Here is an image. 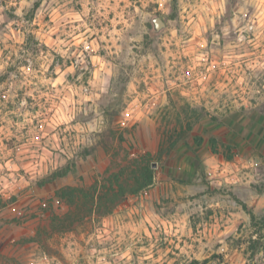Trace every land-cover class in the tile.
<instances>
[{
  "label": "rangeland",
  "instance_id": "374dc122",
  "mask_svg": "<svg viewBox=\"0 0 264 264\" xmlns=\"http://www.w3.org/2000/svg\"><path fill=\"white\" fill-rule=\"evenodd\" d=\"M13 2L18 6L20 0H0V8L5 9L0 12L5 17L4 23L0 24V176L9 174V169L3 166L11 161L16 165V172L12 175L17 181L23 177L27 183H17L10 190L3 189L0 183V208H4L6 217H10L11 213L15 215L4 218L5 234L12 233L16 238L14 245L21 249V260L28 254V248L32 250L36 247L38 257L57 256L58 264H191L194 261H208L207 264H264V211L254 213L244 204L243 217L238 223L231 220L216 223L212 218L214 210L210 206L212 196L230 193L227 188L210 184L208 180L205 187L197 188L198 192L193 189L194 193L191 194L185 185L179 198H168L167 208L179 214L173 215L174 218L165 223L143 224L145 232L140 240L137 238L133 241L121 233L115 238L103 231L109 227L105 225L106 217L116 211L127 212L132 197L144 195L157 187L162 179V167L167 163L172 164L174 160L179 161V151L190 150L189 142L193 137L197 139L196 144H202L200 134L206 121H214L221 128L224 125L220 123L234 113L253 118L264 116V67L261 66L264 65V18L259 7L264 0H223V14L211 16V24L205 20L204 30L195 38L192 33L183 31V25L188 24L189 16L192 20L197 17L192 7L182 5L208 4L209 0H55V3L53 0H35L31 9L24 11L23 17L14 15L16 7L10 6ZM220 2L211 0V3ZM85 3L89 5V13L82 19L94 32L90 34L81 27L80 33L88 36L89 43L96 40L100 45L97 52L91 55L85 53L87 69L71 55L72 52L83 51V45L74 46L68 57H61L35 35L41 31L42 24L53 26L51 16L47 14L40 23H35L36 13L42 4L45 8L49 5L53 8L66 5L81 13ZM101 4L107 7L100 8L98 13L96 8ZM241 8L245 9L246 14L240 13ZM237 14L240 19L233 25L232 20L237 18ZM10 21L16 23L8 32L7 24ZM113 21L119 22L113 25ZM226 24L229 27L227 36L222 31ZM74 26H79V22ZM246 27L247 30H244ZM173 29L176 30L175 38L171 35ZM113 30L121 34L120 38L112 35ZM21 34L22 43L18 42ZM5 36L12 37L7 40V47ZM100 36H104V40H100ZM52 39L55 40L56 35ZM201 40L206 42L204 48L198 47ZM187 41H191V44ZM189 49L193 51L185 55ZM169 52L172 55L165 60ZM201 53L208 54L206 61L194 66L195 55ZM49 54L52 61L48 71L43 73L44 78L57 79L54 71L57 65L61 66L62 71L75 65V71L65 77V82L77 88L83 86L88 90L85 95L93 91L88 81L92 78L94 67H98L92 64L91 56L103 57L115 66L108 92L98 93L99 99L78 106L94 110L88 111L87 116L81 111L71 121V126H75L77 123L99 120V130L86 134L84 143L76 142L78 133L71 130L69 125L60 124L56 129H51L45 123L54 115L47 109L59 101L53 99L50 102L48 96H41L40 93L54 97L63 88V85H57L55 89L51 85L47 88L39 85L37 77L41 75V64L44 63L40 57ZM229 55L234 59L226 65L224 60ZM126 60L132 62L126 63ZM5 61L7 67H2ZM253 62L256 66L249 68L248 65ZM213 64L216 66L212 67ZM21 68L34 71L36 77L26 76L20 71ZM199 75L209 78L197 83ZM242 77L244 83L238 84L237 80ZM134 79L135 94L145 93L148 88L156 93L155 98L149 96L148 100L141 102L139 111L143 114L139 119L135 113L130 117L123 115L132 99L128 86ZM218 85L223 86L224 90L221 91ZM37 87L39 92L34 90ZM28 92H32V95H27ZM184 92L189 95H182ZM22 102L24 107H21ZM26 113L30 114L29 118L36 117L37 113L42 115L32 119L31 124H26ZM19 124L25 126L17 131ZM66 128L69 130L65 131ZM209 141L213 152L220 151L227 160L234 159L232 145L219 143L213 138ZM45 155L47 159L43 160ZM127 155L131 158L146 157L152 167L155 166L152 187L137 195L127 196L112 214L104 218L83 217L82 213L83 219L74 224L68 221L64 228L52 225V215L57 214L64 219L69 211L65 201L57 197L59 191L69 187L89 188L112 158L121 162ZM239 158L244 163L255 158L257 169L264 168V157L244 155ZM203 161L202 158H189L188 163H198V172H201ZM259 173L256 190L261 193L264 192V172ZM235 206L236 202L228 203L223 214L235 217L229 213L234 211ZM157 210L162 211L160 206ZM250 213L256 217L255 222L251 220ZM220 215L215 216L220 218ZM38 216L40 220L32 221ZM185 216L187 221L182 234L180 222ZM29 229H34L36 234H23ZM169 230L174 235H170ZM258 233L262 238L253 243ZM186 245L191 246L187 255L181 252ZM255 251L257 254L253 256ZM19 264L23 262L19 261ZM50 264L56 263L50 261Z\"/></svg>",
  "mask_w": 264,
  "mask_h": 264
},
{
  "label": "crops",
  "instance_id": "0c3cea01",
  "mask_svg": "<svg viewBox=\"0 0 264 264\" xmlns=\"http://www.w3.org/2000/svg\"><path fill=\"white\" fill-rule=\"evenodd\" d=\"M220 124L224 127L219 128L216 122L206 121L202 132L204 135L200 134L202 144H196V139L193 137L192 141L189 142L190 150L183 151L181 149L179 151V161L174 160L172 164L167 163L162 167V179H160L157 187L151 188L148 191L149 193L145 192L144 195L132 197L127 212L116 211L104 219L106 221L105 225L109 226L103 229L104 234L110 233L117 238L121 233L123 237L125 236L133 241L137 238L140 240L142 233L145 232L143 224L147 222L149 225H155L159 222L165 223L171 217L173 219V215L178 213L167 208L168 198L174 200L179 198L185 185L193 194L192 190L205 187L207 180L210 184L227 188L230 193V195L225 196H212L210 206L214 210L215 214L212 218L216 223L224 220H226L225 222L231 220L232 223H238L243 217L242 206L244 204L252 208L254 213L260 214L263 212L264 192L259 193L256 190V184L259 182V171L264 172V168L262 170L257 169L254 165L255 158H251L244 163L239 156L264 157V116L258 115L253 118L242 113H234ZM211 138L216 139L219 143L232 145L234 159L227 160L223 152H213L209 141ZM189 158H202L204 160L202 173L198 172L200 169L198 163H188ZM205 161H209V163L206 164ZM202 181L205 183L204 185H202ZM232 202H236V206L234 211L229 213L235 217L223 214L226 213V205ZM159 206L161 212L157 210ZM218 213L222 214L220 218L215 216ZM14 216V213H11L10 217H6L4 208H0V264H19V261H22L23 264H30V261L43 259L42 256L41 258L38 257V250L35 247L32 250L28 248V254L21 260V249L19 246L14 245L16 238L12 233L5 234L4 218ZM39 216L32 221L40 220ZM225 228L227 230V227ZM147 231L149 230L147 229ZM23 234L35 235L36 231L29 229L24 231ZM28 246H31V244ZM76 252L78 253V251ZM46 257L48 261L56 264L60 262L57 256Z\"/></svg>",
  "mask_w": 264,
  "mask_h": 264
},
{
  "label": "clouds",
  "instance_id": "9594fccd",
  "mask_svg": "<svg viewBox=\"0 0 264 264\" xmlns=\"http://www.w3.org/2000/svg\"><path fill=\"white\" fill-rule=\"evenodd\" d=\"M35 2V0H20L19 5L17 6L14 2L10 5L12 7H16V11L14 13L17 17H23L24 11L26 9H31L32 4ZM47 2V0H45ZM55 3V0H53ZM93 7H96L93 5ZM102 7H107V5L101 4L99 7L96 8V11L99 13V9ZM161 7H163V4H161ZM182 7H192L193 13H195L197 19L192 20L191 16H189V22L187 25H183V31L184 32H190L193 34V38L196 36H199L201 34V31L204 30V22L205 20L208 21L209 24L212 23L210 17L211 16H220L223 14L224 9V2L221 0L220 3H211V0H209L208 4H196V5H182ZM261 11V17L264 18V4H261L259 6ZM83 12L77 13L72 9H69L66 7V5H59L58 7L53 8L51 5L48 6V8H45L44 5H41V8L36 13V21L35 23H40L44 15H50L53 26L49 27L48 25L42 24L41 25V31L35 33L36 37L44 44H46L52 51H55L58 55L61 57H68L69 51L74 46L83 45V51L80 52H72L71 55L76 57V61L79 65L83 66L85 69H87V64L85 62V53L87 52L89 55L91 53L97 52L100 48V45L97 43L96 40H92L90 43L88 42V36L84 33H80V28H85L90 34L94 32V29H88V25L85 23V21L82 19V17H87L89 13V5L85 3L83 5ZM217 9H220V12H217ZM115 11V9H112ZM5 11V9L0 8V12ZM166 12L168 10H165ZM240 13L246 14V11L244 8L240 9ZM202 14V15H201ZM106 17V13H104ZM119 15V14H118ZM240 19L239 14H237V18L232 20V24L236 25L237 21ZM5 21V17L0 15V24H3ZM76 22H79V26H74ZM119 21H113V25ZM16 23V21H10L7 24V30L8 32H11L12 24ZM21 23L23 21L21 20ZM65 28L68 30L65 31ZM44 29H47V31H44ZM247 30V27L244 29ZM105 32H107V29H104ZM222 31L225 36L228 35L229 27L227 24L222 28ZM59 33V35H57ZM77 33H80L77 35ZM56 35V39L53 40L52 36ZM112 35L116 36L117 38H120V33H116L113 30ZM171 35L173 38L176 37V30L173 29L171 32ZM61 36L64 38L61 39ZM11 36H5L4 37V43L7 47V40L11 39ZM100 40H104V36L99 37ZM214 39H219L218 37H214ZM239 39H243V37H240ZM18 42H23V35L18 36ZM115 41H113V44ZM177 43L179 44L180 41L177 40ZM188 44H191V41H187ZM167 46V45H165ZM206 46V42L204 40H201L198 47L204 48ZM119 51V49H118ZM193 51V49H189L185 52V55H188L189 52ZM131 48L128 49L129 55H131ZM111 55V53H109ZM168 55H172L171 52L167 53L165 55V60L167 59ZM207 53H201L198 55H195L193 59V65L198 66L202 61H206L207 59ZM41 60L44 61V63L41 64V75L37 77L39 81V85L44 86L47 88L49 85H51L52 89H55L57 85H63V88L57 91L53 96H50L48 93H40L41 96H48L49 101L51 102L53 99L58 100L59 103H52V106L47 109L48 112H54V115L50 118V120L45 121V123L48 124V127L51 129H56L60 124L69 125L71 127V130L78 133V136L76 138L77 143H84L87 140L86 134H91L94 132H97L99 130V120L93 119L92 121L86 123V124H80L77 123L75 126H71V121L75 120L77 115L81 111H83L84 115H88V111L94 110V109H82L78 107L79 105H82L86 103L89 100L93 99H99V94H104L108 92V85L109 80L113 76V69L114 65L109 63L105 58L100 56H91V62L94 66V70L92 71V78L88 81L90 88L93 90L91 91L90 95H85L84 93L88 91L83 86H80L77 88L75 85H69L65 82V77L73 73L75 71V65L72 67H67L63 71L61 70V66L57 65L55 68V74L57 76V79H45L43 76V73H46L48 71V66L51 64L52 57L51 54L48 56H41ZM234 57L231 55L226 56L224 63L227 65L230 63ZM126 63H131L132 61H125ZM216 65L213 64L212 67H215ZM255 63H250L248 65L249 68L255 67ZM264 67V65H261ZM2 67H7V61L3 64ZM20 71L24 73L26 76L31 75L33 77H36V73L34 71H30L29 69L21 68ZM170 71V69H169ZM211 69H209V72ZM209 77L207 75H199L196 78L197 83H203L205 80H207ZM80 79V78H78ZM27 83H31V81H27ZM170 84H172L171 81H169ZM238 84L244 83V78H240L237 80ZM135 79L132 84H129L128 86V94L132 96L131 101L128 103V107L123 113L125 117H130L134 113L136 114V118L139 119L140 116L143 114L139 111L141 102L144 100H148L149 96H152L155 98L156 93L153 91L152 88H148L147 92L141 93V94H135L136 88L134 86ZM221 89V91L224 90V87L221 85H218ZM35 91L39 92V88L37 87L34 89ZM98 90V91H97ZM204 91V90H202ZM135 94V95H134ZM27 95L31 96L32 92H28ZM182 95H189V93L184 92ZM73 97H79V99H73ZM215 99V97H213ZM24 103L22 102L21 107H24ZM154 106V104H153ZM43 107V105L41 106ZM145 108H147V105H145ZM42 113H37L36 117L29 118L30 114H25V123L31 124L32 119H36L39 116H41ZM25 124H19L16 126L17 131L24 128ZM69 129L66 128L65 131H68ZM32 132H35V129L31 130ZM85 134V135H80ZM56 137H53V140H55ZM58 147V144L56 145ZM43 160L47 159V155L42 157ZM205 163H209V161H205ZM4 168L9 169V174L0 176V183H2L3 189L10 190L14 185L17 183H27L23 177H20L19 181L16 180L15 176L12 175V173L16 172V165L9 161L6 163ZM31 167V166H29ZM28 169H26L27 171ZM187 216H185L181 222H180V231L182 234H184V227L186 226ZM142 226V225H141ZM170 235H174L169 230ZM190 234V233H188ZM179 238V237H178ZM191 250L190 245H186V248H182L181 252L187 255L188 251ZM127 255V253H125ZM30 264H50V261H48L47 257H44L43 259H38L34 261H30Z\"/></svg>",
  "mask_w": 264,
  "mask_h": 264
},
{
  "label": "trees",
  "instance_id": "16d2710c",
  "mask_svg": "<svg viewBox=\"0 0 264 264\" xmlns=\"http://www.w3.org/2000/svg\"><path fill=\"white\" fill-rule=\"evenodd\" d=\"M115 159H111L110 164L103 173L96 177L93 185L89 188L69 187L65 191L57 193V197L65 201L69 211L64 219L60 215H52L51 223L54 227L61 225L63 227L60 226V228H64L66 222L74 224L86 216L104 218L112 214L127 196L137 195L153 186L154 169L148 158L143 156L131 158L130 155H127L121 162H117ZM250 217L255 222L254 214L250 213ZM261 238L258 233V238L252 242H259ZM45 248L47 247L45 246ZM255 254L257 251L253 253V256ZM207 263L208 261L204 263L194 261L191 264Z\"/></svg>",
  "mask_w": 264,
  "mask_h": 264
},
{
  "label": "water",
  "instance_id": "95a60500",
  "mask_svg": "<svg viewBox=\"0 0 264 264\" xmlns=\"http://www.w3.org/2000/svg\"><path fill=\"white\" fill-rule=\"evenodd\" d=\"M153 167H155V166H153Z\"/></svg>",
  "mask_w": 264,
  "mask_h": 264
}]
</instances>
